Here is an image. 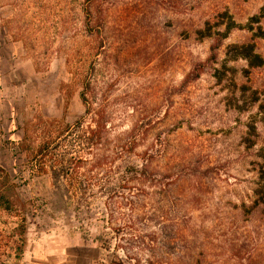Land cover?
<instances>
[{
	"label": "rangeland",
	"instance_id": "obj_1",
	"mask_svg": "<svg viewBox=\"0 0 264 264\" xmlns=\"http://www.w3.org/2000/svg\"><path fill=\"white\" fill-rule=\"evenodd\" d=\"M263 5L0 0V264L24 220L75 235L92 264H264V63L227 60L250 43L264 62V39L236 29L211 50L225 16L245 25ZM85 81L108 120L96 145Z\"/></svg>",
	"mask_w": 264,
	"mask_h": 264
},
{
	"label": "trees",
	"instance_id": "obj_2",
	"mask_svg": "<svg viewBox=\"0 0 264 264\" xmlns=\"http://www.w3.org/2000/svg\"><path fill=\"white\" fill-rule=\"evenodd\" d=\"M226 20L223 21L220 25L224 26V29L222 31L216 30L215 31V44L211 46V50L214 51L220 46L222 43V40H224L231 31L236 29H243L247 32H250L253 37L264 39V30L259 26L260 21L264 19V5L260 8L258 14L251 17L248 22L245 25H239L236 24L232 19L228 16H225ZM255 26V27H254ZM217 28L219 26H216ZM207 34L203 37H211L212 32L211 29L207 30ZM228 59L227 60H237L241 59L246 62L249 69H255L259 68L263 65V59L255 52V46L250 43L241 44V45H233L228 47ZM210 60H215V56L212 55L210 57ZM226 60V61H227ZM90 84L89 82L85 81L82 83V90L80 93V100L82 105L84 106V114L85 116L89 117V124H88V132L90 137L88 138V141L93 142L94 144L103 141L102 134L107 130L108 127V120L107 116L104 111L101 109L94 110L92 108V104H90ZM258 114H261L262 118L261 121L264 123V105L260 104L258 106ZM76 128L78 129L81 126V122L77 121L75 122ZM250 130L254 131V127L251 126ZM96 145V144H95ZM129 144L128 140H126L125 149L126 151L131 152L132 148L131 146L127 147ZM47 147L48 144H45L41 146L37 153L39 155H42V157H45L47 153ZM90 162L92 164V168L94 170L101 168L104 164V160L102 154L100 153H90ZM74 159V158H72ZM263 162L259 165V169L257 170V182H256V188L252 191L253 198H254V205L255 206H264V156H262ZM63 162L64 160H60ZM81 160H78V162ZM81 163V162H79ZM41 172L43 170H40ZM125 174H127L129 177H136L137 175H141L142 171L138 168L134 167L133 165H128L125 168L124 171ZM2 205V204H0Z\"/></svg>",
	"mask_w": 264,
	"mask_h": 264
},
{
	"label": "crops",
	"instance_id": "obj_3",
	"mask_svg": "<svg viewBox=\"0 0 264 264\" xmlns=\"http://www.w3.org/2000/svg\"><path fill=\"white\" fill-rule=\"evenodd\" d=\"M34 224L27 227L24 245L11 264H92L91 248L78 237L57 231L43 233Z\"/></svg>",
	"mask_w": 264,
	"mask_h": 264
},
{
	"label": "built area",
	"instance_id": "obj_4",
	"mask_svg": "<svg viewBox=\"0 0 264 264\" xmlns=\"http://www.w3.org/2000/svg\"><path fill=\"white\" fill-rule=\"evenodd\" d=\"M33 211H35L36 214L41 213V211L37 210V209H35ZM17 225L23 226L24 231H23V233H20V234L18 233V234L14 235L13 240L15 242L14 243L15 246H13L12 249L10 250L8 261L5 264L15 263L17 258H18L19 252L24 245L25 232L27 231V227L29 226L28 222L26 220H24V222L22 221L19 224H16L14 227H17Z\"/></svg>",
	"mask_w": 264,
	"mask_h": 264
}]
</instances>
